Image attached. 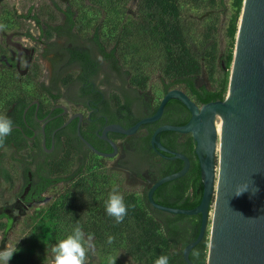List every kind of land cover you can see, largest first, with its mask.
<instances>
[{"label": "trees", "instance_id": "16d2710c", "mask_svg": "<svg viewBox=\"0 0 264 264\" xmlns=\"http://www.w3.org/2000/svg\"><path fill=\"white\" fill-rule=\"evenodd\" d=\"M125 1L97 0L107 7L108 16L116 15L115 8ZM217 1L135 0V17L121 21L120 27H114L116 33L111 36L115 37L109 39L114 42L108 49L97 38L96 32L89 36V43L80 41L79 34L73 29L76 23L75 18L68 8L62 10V21L52 26L51 29L55 35L64 37L65 43L58 49V52H68V61L77 60L82 66H88V75L90 71L96 72L98 68H102L104 71L103 82H107L106 79L109 75L118 79L119 94L109 93V100L114 103L115 110L119 113L117 121L127 127L139 117L152 113L158 101L147 112L140 110L142 96L138 90L142 89L144 85V81L138 76L141 72L136 71L130 84L131 87H125L124 84L127 82L125 74L128 69L123 68L122 60L116 56V48L124 60L125 55L130 53L133 56V64H136L140 69L152 68L159 72L161 77L159 98L166 89L175 84L183 86L184 91L196 103L224 97L242 0H231L233 11L225 23L223 31L225 44L221 55L218 53L220 35L217 22L212 18L204 21L197 20L193 16L204 8L213 6ZM26 15L28 13L24 16ZM31 17L38 24V17L33 14ZM112 22L114 26H118L117 20L112 19ZM40 32H43L42 29ZM39 36H41L40 33ZM115 38L116 41L113 40ZM53 42L47 41V45H51ZM68 43L71 44V47L67 46ZM92 49L100 54L103 67L88 65L87 62L92 61L89 56ZM47 51V47H44L42 54L46 55ZM202 63H205L209 74L218 73L216 87L207 88L203 84H195L194 79L200 73ZM64 70L65 67L59 68L48 80L49 85L53 84L56 89L53 97L60 94L59 86L65 84L73 76L69 73L64 74ZM75 82L88 86L90 83L86 76L82 75L75 76ZM44 84L41 83L42 89L45 88ZM108 84H112V82H108ZM88 86H82L79 90L82 89V92L84 90L86 92ZM13 92H19L18 88H6L5 105L11 101V97L7 93ZM17 97V99L14 98V103L19 104V113L25 99L21 96ZM101 110L107 112L106 104H103ZM0 116H2V112ZM188 118L189 111L184 103L177 97L168 98L161 115L155 120L141 123L138 129L144 131L133 136L129 145L121 146L123 154L118 159V164L139 177H142V170L146 169L153 175L154 180L179 169L182 160L171 157L169 152L158 149L155 143L151 142V135L159 125L165 123L180 125L185 123ZM109 135L113 139L126 136V134L113 131L109 132ZM154 138L163 146L185 154L189 165L183 174L159 183L151 193L152 199L163 205L192 209L198 203L202 186L197 155L193 151L195 143L192 136L189 132L160 128L155 132ZM87 140L100 150H110V146L102 148L91 138H87ZM57 144L58 147L64 146L80 154L81 159L73 171L74 173H78L84 166L83 160L86 153L93 152L81 141L77 145L69 141L64 144L59 141ZM54 157L46 155L40 162L46 166L48 173L51 171V165L55 163ZM59 178L47 176L43 187ZM147 188L148 186L143 188L140 199L135 192L119 190L124 196L126 205H129V210L123 222L116 223L113 217L106 214L104 208V201L111 191L106 185V176L98 174V172L97 174L79 175L74 179L68 197L58 195L49 204L48 216L60 225L74 226V223L78 222L89 234L94 230L93 235L96 241L102 245L107 243L108 236H113V245L121 244L125 252L145 264H154L160 255H167L169 264H186L181 255V248L195 237L199 214L170 213L158 209L148 201ZM206 245L204 232L201 239L187 253L193 264H205ZM193 249L199 251L198 259L191 256Z\"/></svg>", "mask_w": 264, "mask_h": 264}, {"label": "rangeland", "instance_id": "374dc122", "mask_svg": "<svg viewBox=\"0 0 264 264\" xmlns=\"http://www.w3.org/2000/svg\"><path fill=\"white\" fill-rule=\"evenodd\" d=\"M119 5L118 8H115L117 14L108 16L106 13L107 7L97 2V0H0V25H3L0 28V85H2L0 87V113L5 106L6 88H18V90L21 88L29 96L32 95L41 100L49 101L47 94L41 87V83H45L48 79L51 65L48 54L43 55L42 52L44 45H47V41H54L49 46L57 51L65 43L64 37L55 35L51 29L52 26L62 21L63 9L68 8L72 12V16L76 21L73 29L79 34L80 41L89 43V36L96 32L97 38L108 49L114 42L109 40L115 37L111 36L116 33L114 27H120L121 21L135 17V0H126ZM28 10L29 12H27ZM232 11L231 0H218L213 6L204 8L193 15L197 20L204 21L212 18L217 22L220 35L219 55H221L225 44L223 33L225 23ZM26 13L28 15L24 16ZM31 14L38 17V24L31 17ZM112 19L117 20L118 26H114ZM41 29L43 32H40ZM39 33L41 36H39ZM113 40L116 41V38ZM17 46L21 48H17ZM19 51L21 55L17 61L16 55ZM27 56L30 58L31 66L26 73L21 74L20 71L25 67L24 57ZM116 56L122 60L123 68L128 69L125 74L127 80L124 84L125 87L130 88L135 72H141L138 76L144 81V85L142 89L138 90V93H141L142 96L140 110L147 112L159 99L161 88L159 72L152 68L140 69L136 64H133V56L130 53L125 55L124 60L121 58L118 48H116ZM16 62L18 65L15 66ZM74 72L72 70L70 74L73 75ZM110 78L112 84L103 82L102 74H98L96 82L100 88L108 93L115 92L119 94L118 79L112 76ZM217 80L218 73L209 74L205 63H202L201 71L195 77L194 82L196 85L203 84L207 88H214L217 85ZM173 86L184 90V87L180 84L170 87ZM56 100L66 104L62 96ZM74 107V105H70V108ZM143 131V129H138L133 134L118 137L116 139L118 149L113 156H102L87 152L83 160L84 166L78 173L73 171L80 162V154L70 148L59 147L56 157H54L55 163L51 165V171L49 173L43 171V173L46 177L60 178L47 184L40 200L25 205L14 201V194L17 191L16 185L20 183L21 167L32 170L33 165L27 162L29 158L27 151H24L21 155L24 162L20 167V163L16 161L9 149H2L0 163L8 169L11 181L0 182V250L11 249L15 244L19 249L13 254L8 264H48L51 247L59 240L70 235L76 225H80L78 222L74 223V226L60 225L53 218H50L47 212L49 204L58 195H66V197H68V194L70 195L73 181L79 175L97 174L98 172V174L106 176V185L109 189L112 190V187L116 185L120 191L135 192L140 199L143 188L154 181L153 175L148 170L143 169L142 177L136 176L127 168L119 165L117 161L123 154L121 146L129 145L132 137ZM220 146L221 139H218L216 140V154L214 153L216 182ZM72 173L74 174L72 175ZM11 183L12 185H10ZM213 187L215 188V185ZM214 197L215 189H213L212 200L209 205V216L205 227L207 245H209V233L215 207ZM81 227L84 231L83 226ZM93 231L90 234L84 231L86 235L92 236L95 245V252L89 254L87 264H109V260L113 258H115L114 264H145L143 261L131 257L125 252L121 244L110 245L106 243L102 245L98 243Z\"/></svg>", "mask_w": 264, "mask_h": 264}, {"label": "water", "instance_id": "95a60500", "mask_svg": "<svg viewBox=\"0 0 264 264\" xmlns=\"http://www.w3.org/2000/svg\"><path fill=\"white\" fill-rule=\"evenodd\" d=\"M170 97H177L184 103L189 111V118L180 125H159L152 132L151 142L158 149L169 152L171 157L180 158L182 165L179 169L156 178L148 186V201L152 206L170 213L199 214L195 237L181 248L184 262L193 264L187 253L205 232L209 205L215 189V207L205 264H264V0H242L226 99L224 95L223 98L196 103L183 89L169 87L159 98L152 113L139 117L127 127L118 122H110L100 128L98 135L109 144V151L96 148L84 138L79 132L78 122L75 126L76 133L81 142L94 153L113 156L117 152V144L106 132L133 134L141 123L157 119ZM218 106L220 110H216ZM219 119L223 121V135L218 179L215 182V125ZM67 120L59 126L64 125ZM160 128L189 132L194 140L193 151L197 155L202 186L198 203L192 209L163 205L151 197L153 189L159 183L183 174L189 165L185 154L169 149L155 140L154 134ZM245 183L248 190L239 196L235 195L237 185Z\"/></svg>", "mask_w": 264, "mask_h": 264}, {"label": "flooded vegetation", "instance_id": "af4514ba", "mask_svg": "<svg viewBox=\"0 0 264 264\" xmlns=\"http://www.w3.org/2000/svg\"><path fill=\"white\" fill-rule=\"evenodd\" d=\"M67 46L71 47V44L68 43ZM44 47H47L48 51L46 54L49 56L51 65V72L45 81V88H43L49 101L41 100L32 95L29 96L20 88L19 92L14 94L7 93L11 97V101L5 105L2 111V116H7L13 121V131L6 138L4 146L0 147V153L2 149H9V152L20 163L21 167V164L24 162V158L21 155L24 151H27L29 156L27 162L33 165L32 170L21 167L20 183L16 185L17 191L14 194V201L21 205L40 200L47 186L46 184L43 187L46 178L43 171H46V166L40 163L42 159L46 155L51 158L56 156L59 148L57 143L59 141L62 144L69 141L75 145L81 141L75 130L77 122L79 124V132L84 138H91L102 148H106L109 144L99 137V130L103 125L110 122H118L117 119H119V113L115 110L116 106L109 100V93L100 88L96 82L98 74H102V78L104 76L102 68H98L96 72L90 71L88 75L87 69L89 67L82 66L77 60L68 61V52H58L49 45H44ZM17 48L21 47L17 46ZM20 55L21 52L19 51L16 55L17 61ZM28 56L24 57L25 67L20 71L21 74L26 73L31 66ZM89 56L94 61L87 62L89 66L99 65L103 67L99 53L92 49ZM16 65H18L17 62ZM61 67H65L64 74H70L72 70L75 72L65 84L59 86L60 94L57 97H53L52 95L56 93V89L53 84L49 85L48 80ZM77 75L86 76L87 81L90 82L89 86L82 83L77 84L75 82V76ZM110 76H107V83H110ZM82 86H88V91L85 92L84 90L83 92L85 93H83L82 89L79 90ZM17 96L24 97L25 99V103L20 108L19 113V104L14 103V98L17 99ZM60 96L64 98L66 104L56 100ZM59 104L63 106H59ZM71 104L75 107L70 108ZM103 104H106L107 112L101 110ZM66 120L67 122L64 125L59 126ZM109 132L111 131H107L106 133L111 138ZM42 138L44 139V146H42ZM8 172V169L0 163V182L11 181Z\"/></svg>", "mask_w": 264, "mask_h": 264}, {"label": "clouds", "instance_id": "9594fccd", "mask_svg": "<svg viewBox=\"0 0 264 264\" xmlns=\"http://www.w3.org/2000/svg\"><path fill=\"white\" fill-rule=\"evenodd\" d=\"M3 25H0L2 28ZM13 131V121L7 116H0V147H3L6 138ZM248 190L247 184L237 185L234 194L239 196ZM257 191V190H256ZM105 212L113 217L116 223H122L128 214L129 205H126L124 196L120 193L118 186L114 185L104 201ZM113 236H108L107 243L112 244ZM17 243V242H16ZM19 249L13 246L11 249L0 250V264H8L13 254ZM95 252V245L91 235H86L80 225H76L71 234L56 242L49 250L48 264H87L90 253ZM199 251L193 249L191 256L199 258ZM115 258L109 260L114 264ZM154 264H169L167 255H160Z\"/></svg>", "mask_w": 264, "mask_h": 264}, {"label": "bare ground", "instance_id": "6f19581e", "mask_svg": "<svg viewBox=\"0 0 264 264\" xmlns=\"http://www.w3.org/2000/svg\"><path fill=\"white\" fill-rule=\"evenodd\" d=\"M225 99H226V96H225ZM220 109L221 108L219 106L216 108V110H220ZM222 135H223V121H222V119H219L218 123L215 125V154H216V140L221 139ZM217 179H218V177H217Z\"/></svg>", "mask_w": 264, "mask_h": 264}, {"label": "crops", "instance_id": "0c3cea01", "mask_svg": "<svg viewBox=\"0 0 264 264\" xmlns=\"http://www.w3.org/2000/svg\"><path fill=\"white\" fill-rule=\"evenodd\" d=\"M126 135H128V134H126ZM116 139H117V138L114 139L115 143H116ZM116 144H117V143H116ZM117 149H118V147H117Z\"/></svg>", "mask_w": 264, "mask_h": 264}]
</instances>
